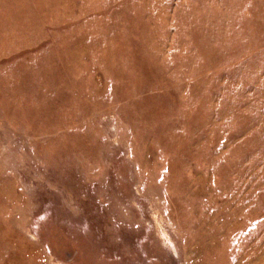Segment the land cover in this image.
Returning a JSON list of instances; mask_svg holds the SVG:
<instances>
[{
    "label": "rangeland",
    "instance_id": "1",
    "mask_svg": "<svg viewBox=\"0 0 264 264\" xmlns=\"http://www.w3.org/2000/svg\"><path fill=\"white\" fill-rule=\"evenodd\" d=\"M0 264H264V0H0Z\"/></svg>",
    "mask_w": 264,
    "mask_h": 264
}]
</instances>
